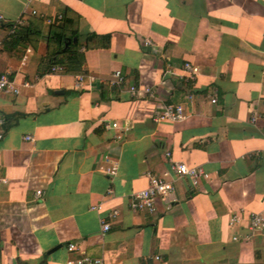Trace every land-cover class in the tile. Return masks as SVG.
<instances>
[{
    "label": "crops",
    "instance_id": "obj_1",
    "mask_svg": "<svg viewBox=\"0 0 264 264\" xmlns=\"http://www.w3.org/2000/svg\"><path fill=\"white\" fill-rule=\"evenodd\" d=\"M0 16L21 17L24 33L12 41L0 22V74L19 88L0 91V264H264V229L244 238L264 208V0H0ZM72 28L84 62L44 71L52 32ZM88 33L110 34L109 46L85 48ZM169 103L185 117L154 121ZM111 122L127 127L122 140ZM170 159L208 177L177 180L153 213L131 212L148 174L173 176Z\"/></svg>",
    "mask_w": 264,
    "mask_h": 264
},
{
    "label": "built area",
    "instance_id": "obj_2",
    "mask_svg": "<svg viewBox=\"0 0 264 264\" xmlns=\"http://www.w3.org/2000/svg\"><path fill=\"white\" fill-rule=\"evenodd\" d=\"M31 13L36 14V10H31ZM63 18L62 14H57L55 16H52L50 18H46L47 22L51 25H58ZM2 17L0 16V21H2ZM23 24V19L21 17H18L10 23L8 34L12 35L15 33L16 29ZM143 44H151V40L149 38H146L143 40ZM184 68L188 70L189 72V78L193 79L196 75L198 68L195 65H192L190 63H185ZM59 66H53L51 68L52 71L59 70ZM79 79L82 78V76L78 77ZM123 82V75L120 70H114L112 73V77L109 80V83L112 86H119ZM0 91L3 92H9V93H15L17 94L19 92V88L17 84L15 83V80L9 76L8 73H2L0 74ZM144 93H150L151 90L149 87H145L143 90H141ZM130 93L132 95H136L140 93V90L136 88L135 85L130 86ZM211 102L215 103L216 98L213 97L211 99ZM185 117V109L182 104H163L160 110L157 112V114L154 116V121L160 122L163 120H170V121H180ZM3 122L4 120L0 118V139L3 136ZM106 128H113L115 130L113 134V139L115 141L122 140L125 136V132L127 130V127L120 126L117 122H111L105 124ZM26 138H30L31 136H27ZM169 155V153H167ZM170 171L172 173V177L167 178L165 175L168 173H164L163 176L161 175H155V174H148V183L146 187L134 191L130 194L128 201H127V207L128 209L133 213H153L156 209V202L159 199H166L168 198L174 191L175 188V181L180 180L182 178H186L190 185L193 187H197L199 184L200 178H207L208 174L200 167V166H189L183 162H176L172 159H170L169 164ZM117 169L116 164H111L110 166L105 168V172L113 175L115 174ZM5 178H0V182H5ZM109 193H111V190H108ZM40 194V190H36V195ZM101 206L99 204L92 205L91 209L99 210ZM119 209L118 208H112L106 218H101V230L107 231L110 229V220L117 217L119 215ZM240 219V216L238 214H233L229 219V224L233 225L236 224ZM247 228L249 229V233L244 235V238H247L252 232L256 230L264 229V208L260 210L259 212H253L248 217V225ZM242 236L239 234H234L232 236V240H238ZM68 250H73L74 245L68 244L67 245ZM67 264H103L101 259H92L87 256H82L80 258L76 259H68Z\"/></svg>",
    "mask_w": 264,
    "mask_h": 264
},
{
    "label": "trees",
    "instance_id": "obj_3",
    "mask_svg": "<svg viewBox=\"0 0 264 264\" xmlns=\"http://www.w3.org/2000/svg\"><path fill=\"white\" fill-rule=\"evenodd\" d=\"M1 22V21H0ZM4 26H10L8 23L1 22ZM64 24L67 26H72L74 24V19L72 17H67L64 19ZM23 27L19 26L15 33L10 35L12 41H18L22 38ZM52 37L56 41V47L53 50H48L46 55L41 59L40 63L43 66H46L44 71H50L53 66H59L62 70L68 71L69 65L73 63H83L84 55L79 51L80 45L78 41L79 33L77 29H73L70 33L64 31H53ZM75 40L73 41V39ZM67 40L70 42L67 43ZM110 43V34H97V33H88L86 35V44L85 48L90 47H108ZM40 73H43V69ZM100 97L105 98L103 93V86L101 85ZM44 262V261H43ZM42 262V263H43Z\"/></svg>",
    "mask_w": 264,
    "mask_h": 264
},
{
    "label": "water",
    "instance_id": "obj_4",
    "mask_svg": "<svg viewBox=\"0 0 264 264\" xmlns=\"http://www.w3.org/2000/svg\"><path fill=\"white\" fill-rule=\"evenodd\" d=\"M74 40H75V38H74ZM67 43H69V40L67 41ZM58 247H59V246H56V247L52 248V249L50 250V252L53 251V250H55V249L58 248Z\"/></svg>",
    "mask_w": 264,
    "mask_h": 264
}]
</instances>
